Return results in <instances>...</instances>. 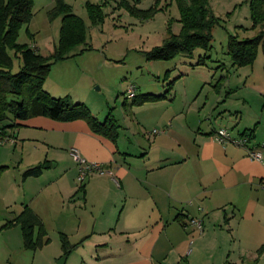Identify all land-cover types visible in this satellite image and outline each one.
<instances>
[{
  "label": "crops",
  "instance_id": "crops-1",
  "mask_svg": "<svg viewBox=\"0 0 264 264\" xmlns=\"http://www.w3.org/2000/svg\"><path fill=\"white\" fill-rule=\"evenodd\" d=\"M65 1L75 12L74 5ZM109 1L90 2L103 4L104 10ZM124 1L145 10L158 0ZM145 1L151 4L147 8L142 7ZM173 1L161 0L164 9L160 12L168 10ZM124 3L118 0L116 8L132 15ZM160 12L150 19L137 18L152 21ZM170 20L178 33L181 28L177 32L174 24L179 18H169L167 29ZM55 46L42 54L51 53ZM89 46H79L75 54L54 63L45 88L56 97L86 101L103 121L112 108L96 113L90 99L94 100L92 87H86L88 92L77 86L78 73L86 79V72H77V66L79 62L90 64L88 53H95L100 64L109 60L101 50ZM34 48L41 53L39 47ZM172 81L166 88L169 91L141 93H165L161 99L133 101L126 108L136 120L133 116L121 120L112 112L119 125L116 139L95 133L85 119L33 116L18 126L3 123L0 205L9 215H2L0 222L6 226L12 221L9 227L17 226L16 218L29 206L47 228L34 205L38 194L46 191L45 204H60L63 210L73 212L79 208L85 213L65 220L72 223L73 233L60 232L61 245V234L77 245L69 257L81 253L89 256L92 264H264V140L257 137V125L253 127L255 138L246 146L219 142L216 134L220 128L229 129L234 137L253 128L231 117L215 116L220 111L214 103L226 101L221 94L204 102V113L201 108L197 114L178 109L177 94L171 93ZM188 100L185 95L180 103L187 106ZM223 110L232 112L228 107ZM72 147L88 162L101 163L112 174L95 171L81 182L79 164L70 154ZM251 149L260 150L262 159H253ZM40 165L39 176H25L28 169ZM14 166L19 167L21 183L15 174L9 178ZM193 217L203 220L202 232L189 225ZM62 254L63 247L58 256Z\"/></svg>",
  "mask_w": 264,
  "mask_h": 264
},
{
  "label": "rangeland",
  "instance_id": "rangeland-1",
  "mask_svg": "<svg viewBox=\"0 0 264 264\" xmlns=\"http://www.w3.org/2000/svg\"><path fill=\"white\" fill-rule=\"evenodd\" d=\"M55 1L34 0L33 17L29 23L20 28L17 39L19 43L37 46L41 53L46 52L52 44L57 45L62 17L51 15L56 5ZM67 1L74 5L75 12L87 23L88 44L101 50L102 56H107L109 59L100 64V58L98 59L95 53H88L86 56H90L87 59L90 64L79 62L77 66V72L83 70L86 72L84 75L86 79L78 73L77 86L85 87L82 91L89 85L92 87L91 97H94V100L90 99L96 113L100 114L112 108L111 111L117 118L123 120L126 116H133L136 120L133 113L129 115L126 112V108H129L134 100L128 97L127 89L130 84L137 86L139 95L146 91L163 92L168 87V83L175 80L171 93L177 94L178 109L184 108L185 111L189 110L197 114L200 108L203 111L205 101L208 99L213 101L221 94L226 101L220 100L214 103L215 110L220 111L214 115L220 117L219 119L221 116L231 117L239 121L242 126L249 125V128L257 125V137L264 140L263 44L258 45L253 61L242 65L234 63L228 49L231 36L240 40L253 39L264 29V21L255 23L253 20L251 0H209L214 14L219 17V23L213 30L211 47L209 49L200 47L192 56L179 54L170 60H148L146 52L162 44V39L168 34V19L180 18L176 1L152 21H143L130 15L124 8H116L118 0H110L104 7L106 13L104 23L97 25L92 24L84 4L86 1L103 2L104 0ZM150 5L145 1L142 7L147 8ZM174 26L178 32L181 23L175 21ZM102 44L106 47H102ZM21 63L19 57H14L12 71L18 72ZM185 95L189 100L187 106H182L180 99ZM124 102L126 106L123 105ZM227 107L232 109V112L223 110ZM8 122H11V119L0 121V126ZM215 126L218 124L215 123ZM11 172L10 180L13 179V174L18 180L21 179L18 166H14ZM21 182L20 180L19 183ZM47 197L46 191L40 192L34 202L46 223L47 241L36 249H29L25 246L20 226L9 227L0 222V264H57L64 256L67 257L65 264H92L89 256L77 252L70 257L66 254L58 256L62 251L60 232L73 233L72 223H67L65 220L74 214L85 213L79 208L73 212L72 209L63 210L60 204L55 207L50 203L45 204ZM3 209L0 205V218L2 215H9V211L5 212ZM71 239L75 241L73 234Z\"/></svg>",
  "mask_w": 264,
  "mask_h": 264
},
{
  "label": "trees",
  "instance_id": "trees-1",
  "mask_svg": "<svg viewBox=\"0 0 264 264\" xmlns=\"http://www.w3.org/2000/svg\"><path fill=\"white\" fill-rule=\"evenodd\" d=\"M55 2L51 15L62 17L59 41L51 53L42 54L33 46L17 41L20 28L33 17L34 0H0V121L11 119L10 126H18L20 122L33 116H47L60 121L85 119L95 133L116 139L119 125L112 112L102 121L85 102L74 101L69 96L56 97L45 88L54 63L75 54L74 50L79 46L90 47L87 42L86 21L65 0ZM176 2L181 29L178 33L174 32L170 20L167 38L162 45L147 52L149 60H170L179 54L192 56L200 47H211L213 30L219 23V17L214 14L209 0ZM124 6L132 15L142 19H150L164 9L161 0L145 10L125 3ZM85 7L92 24H102L105 21L103 4L88 1ZM251 11L255 23L264 21V0H251ZM260 43L264 47V29L253 39L240 40L231 36L228 43L229 54L238 65L250 63L255 58ZM14 57H19L22 62L18 72L12 71ZM172 84L173 81L168 86L171 87ZM165 95L137 94L133 101L141 103L158 100ZM242 135L252 141L255 138V128L244 131ZM42 168L40 165L28 169L25 176H39ZM15 223L21 227L27 248L36 249L47 241V228L31 207L26 206ZM12 224L11 221L7 225ZM61 241L64 254L68 256L77 247L70 243L65 234H61Z\"/></svg>",
  "mask_w": 264,
  "mask_h": 264
},
{
  "label": "built area",
  "instance_id": "built-area-1",
  "mask_svg": "<svg viewBox=\"0 0 264 264\" xmlns=\"http://www.w3.org/2000/svg\"><path fill=\"white\" fill-rule=\"evenodd\" d=\"M137 92H138L137 86L135 84H130V86L127 89L128 97L132 98V99L135 98L137 96ZM0 132H1V130H0ZM156 132H158V130H154V133H156ZM216 139L222 143L232 142V143H234L236 145H240V146H246L248 143L247 137H245L243 135L238 136V137H234L232 135L231 131L229 129H226V128H220L217 131ZM11 140L13 141V139H11ZM70 154L74 158V160L79 164V177L78 178L81 182H83L90 173L95 172V171L100 172V173L108 172V173L112 174V171L106 170L102 166L101 163L88 162L86 160V158H84L81 155L79 149L76 147L70 148ZM249 155L253 159H256V160H261L263 157V154L260 150L251 149V150H249ZM189 225L195 227L200 232H202L204 229L203 220L200 218H195V217L191 218L189 221Z\"/></svg>",
  "mask_w": 264,
  "mask_h": 264
},
{
  "label": "water",
  "instance_id": "water-1",
  "mask_svg": "<svg viewBox=\"0 0 264 264\" xmlns=\"http://www.w3.org/2000/svg\"><path fill=\"white\" fill-rule=\"evenodd\" d=\"M66 260H67V257L64 256V257H62V258L58 261L57 264H65V263H66Z\"/></svg>",
  "mask_w": 264,
  "mask_h": 264
}]
</instances>
